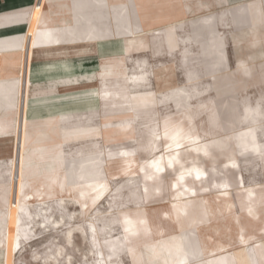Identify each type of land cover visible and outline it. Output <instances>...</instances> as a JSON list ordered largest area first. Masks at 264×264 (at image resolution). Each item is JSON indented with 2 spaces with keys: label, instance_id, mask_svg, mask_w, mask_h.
<instances>
[{
  "label": "rangeland",
  "instance_id": "374dc122",
  "mask_svg": "<svg viewBox=\"0 0 264 264\" xmlns=\"http://www.w3.org/2000/svg\"><path fill=\"white\" fill-rule=\"evenodd\" d=\"M76 1L85 4L86 9L82 14L89 16L95 9L92 6L100 0ZM165 2L168 5L163 8V0H150L138 10L135 0H129L130 11L113 14L115 27H136L142 21L151 45L127 59L128 73L132 75L140 65L139 70H145V76L149 79L148 84L138 85V89L156 93L159 100L156 111L143 112L133 120L132 129L121 125L126 122L123 118L130 117L129 114H122L123 109L108 111L103 107L99 94L88 96V92L85 93L90 89L99 93L102 89L98 74L103 68L102 58L124 52L125 39L119 33L115 37L97 39L91 51L98 46V55L87 58L86 55L74 54L76 82L73 83V91L42 97L40 106L25 113L26 127L20 110L8 131V126L2 121V116L7 113L0 112V123L5 127L1 134L5 132L11 135L22 128L27 134L25 147L19 148L11 161L10 173L6 167L13 153V141L7 139L0 142V180L7 179L11 183L13 179L14 183L19 177L15 170L19 169L22 171L24 194L31 195L29 200H25L28 210L22 212L19 230H14L11 219L7 223V200L0 204V214L4 215L0 226L3 264L135 263L133 260L131 263L128 248L132 240L124 236L123 223L130 217L145 215L149 216L154 238L138 247L140 264H164L165 260L168 264H186L172 208V201L176 198L173 193L175 187H172L175 181L178 183L179 199H202L209 206V216L202 218L211 223L198 228L200 236L215 231H219V237L241 233L239 240L234 239L227 248L241 247L248 242L251 245L264 243V47L252 48L249 32L242 31L244 25L219 22V8L186 12V8H176L173 0ZM46 4L47 0L42 6L46 15L68 18L58 4L51 8ZM100 12L96 11L98 19L102 21L105 14ZM211 12L216 22L214 28L209 30L204 21L197 18ZM163 17H169V20H162ZM182 20L183 23L178 26L180 45L171 51L169 43L163 40L168 32L164 27ZM107 24L113 25L111 20ZM32 25L31 22L29 33L32 32ZM153 29H159L155 36ZM239 37L244 40L242 45L236 44ZM142 39L144 41L145 38ZM30 44L31 39L27 40L25 59L23 57V64L27 67L33 61ZM251 49L259 52L255 51L249 56ZM247 55L261 77L254 78L249 84L245 80H235L238 90L234 97L235 111L231 112L227 106L226 111L221 110L218 100L224 99L226 94L221 98L218 91L224 90L226 83L215 80L213 75L242 70L240 58ZM3 57L0 56V77ZM34 59L37 64L44 62L39 61L37 55ZM123 70L122 74L113 75L126 76ZM31 80L30 90L38 82H50L36 79V76L32 79L28 75L20 81V85L17 81H10V87H20V94L0 95V110L8 104L15 108L19 102L17 98L28 102L27 89ZM3 83V86L8 84L7 81ZM92 83L94 88L82 87ZM185 91L195 112L186 110L179 102ZM250 105H253V110L249 108ZM216 107L219 120L215 125L213 117ZM94 111H98L97 114L83 123L97 125L102 117L110 115L107 119L110 122L103 124L109 130L99 137L96 134L82 138L81 133L97 128L77 129L74 131L79 134L67 142V131L61 127L56 115ZM190 111L203 134L202 139L216 137L194 143L188 137L187 113ZM41 117L45 119L40 139L39 126L33 119ZM178 118H182L181 125L186 137L177 147V153L172 154L171 147L166 148L162 144L151 153L145 151V144L154 137V130L162 128L165 121L168 123ZM52 122L56 124L55 127H50ZM229 123L234 128L227 132L223 127ZM162 149L168 151L166 157L154 159L163 153ZM126 151H133L134 160L131 162L122 160ZM94 153H100L105 158L102 169L85 172L78 167L84 156ZM71 163L73 169L70 168ZM157 164L163 166L159 168ZM13 166L15 170L12 175ZM226 178L228 183L225 185ZM248 189L253 193L251 196L245 191ZM142 232L141 228L139 233ZM190 236L189 244L193 242L194 234L190 233ZM219 239L208 237L203 242L206 255V248L216 241H222Z\"/></svg>",
  "mask_w": 264,
  "mask_h": 264
},
{
  "label": "crops",
  "instance_id": "0c3cea01",
  "mask_svg": "<svg viewBox=\"0 0 264 264\" xmlns=\"http://www.w3.org/2000/svg\"><path fill=\"white\" fill-rule=\"evenodd\" d=\"M164 1L165 0H163L162 4L163 8L168 5V3H164ZM173 1H175L177 4L176 8H186V12H190L191 10L195 9L203 11L205 9L219 8V11L217 12V16L220 17L219 22H233L244 25L245 27H242V31L249 32V41L250 44H252V48L255 46L258 48L261 46L264 47V0ZM54 2L52 3V0H47L46 7L49 6L51 8L58 4V8H61L63 9V12H66L65 15L68 17V20L62 16L50 17L44 13V10L36 26L34 33L35 38L33 37L34 39L31 47L33 61L29 77L33 79V77L36 76V79L50 80V82H38L35 88L30 90V86L32 84L31 80L27 89L28 111L31 108L34 109L35 107L40 106L41 103L39 100H41L42 97L56 96L58 93H62V91L72 92L74 89L73 83L76 82L74 81L76 80L74 74L75 66L73 63L74 54L86 55L87 58L89 55H98V46L97 49L95 48L96 50L91 51L92 45L97 41V39H103L107 36L115 37L118 33L123 35L125 39L124 52L117 56L102 58L103 68L101 72L98 73L102 82V89L99 93H97L95 89L86 90L85 93L88 92V96H95L99 94V96L102 98L103 107L108 111L123 109L124 112L122 114H129L130 117L123 118L126 122H123L121 125H125V127H131V129L133 128V120L141 113L150 110L156 111V105L159 101L157 94L152 91H143L138 89V85L148 84L147 80L149 79L147 76H145V70H139V65L137 68L138 70L134 71L132 75L130 72L128 73L126 71L129 66L127 59H129L135 52L143 51L151 46L148 42L150 39H148L149 36L145 31L144 25L141 21L136 27H126L121 25L120 28L118 26L115 27V23L113 21V14H117L119 12L122 13L123 11H130V8L128 7L129 0H100L99 3H95L92 6V9H95L91 12V14H89V16L82 14V12H84L86 9V6L81 1L74 0L75 6H73L72 0H57L56 3ZM149 2L150 0H135L136 8L141 10L145 3L148 4ZM44 3L45 0H0V56H4V59L2 60V77H0V95L10 96L20 94V87H10L9 83L10 81L14 80L20 85V81L26 79V75L21 73L26 37L29 32L34 11L42 10ZM203 4H207V6ZM74 11L75 14H73ZM96 11H101L100 13L105 14V17L104 19L102 18V21L98 19ZM110 20L112 24L114 23L112 26H108L107 24V22ZM162 20H169V17H163ZM193 20L195 19H192V21ZM197 20L204 21V24L208 26L209 30L214 28L216 22L213 12L209 13V15L202 14L197 18ZM183 21L184 20L180 21L179 23H170L164 27L166 30H168V32L165 34L163 40L169 43L171 51L180 45L178 39V26L182 24ZM246 26H248V30ZM157 30L159 29L152 30L154 32L152 33L153 36L156 35L155 32ZM234 35L239 36L240 34L235 33ZM142 38H145L144 41ZM243 41L244 40H242V38L240 39L239 37L238 40L236 39V44L242 45L244 43ZM255 51L251 49L250 53H248L249 56L252 53H255ZM36 55L38 56L39 61L41 60L44 62L37 64L34 59ZM14 57H17V60H14ZM240 63L243 64L241 66L242 70H233L231 72H227L226 74L213 75L215 80L225 81L226 83V85H224V90L219 89L218 91V93L221 95V98L223 97V94H226L224 99L222 98V100H218V103H221V110L226 111L228 107V110L231 112L235 111L234 106L236 104L234 97L238 93L235 80H245L247 84H249L254 78H257L258 76L261 77L259 70L255 71V65L248 55L241 56ZM122 70L126 71V76L116 77L113 75L115 73L122 74ZM196 79L197 78H194L193 80ZM262 79H264V75H262ZM6 81L8 84L3 86V82ZM82 87L94 88L95 86L92 83L90 85H82ZM32 97L34 98L33 100L31 99ZM39 97L40 99H38ZM187 97L188 93L185 91L184 97L179 99V102L186 107V110H192V104L189 102ZM249 108L253 110V105ZM192 111L195 112L194 109ZM0 112L7 113L2 116V121L6 124V126H8L7 129L10 131V126L13 125L15 120L14 106L8 104L5 108L1 109ZM97 112L98 111L80 114H57L56 116L59 118L61 127L65 128L67 131L65 136V138L68 139L67 142L79 134L74 131L77 129H85L90 127L97 128V130L94 131L81 133L80 135L82 138L96 134H98L99 137L104 133V131L109 130V127L105 128L103 124L106 125L110 122V120H107L111 117L110 115L102 117L100 119V124L97 125H86V123H83L86 122V120L90 117L96 115ZM193 112L190 111V113H187V118L189 120L187 121V125L190 132L188 137L191 138L194 143L216 137L212 136L207 139H202L203 134L192 119ZM217 113L218 107H216L215 115L213 117V123L215 125L218 124L219 120ZM45 117L33 119L35 124L37 123L39 126L38 133L40 139L42 138L41 134L43 132L42 127L44 125L43 120ZM181 121L182 118L169 121L168 123L165 121L162 128L159 127L158 129H155L153 132L154 137H151L150 140L145 144V151L151 153L158 149L162 144L166 145V148L171 147V150L173 151L172 154H176L177 152L175 151L177 147L182 144L183 137H186V131L181 125ZM55 126L56 124H54V122H52L50 125V127ZM223 128L228 132L233 130L234 125L229 123ZM1 135L4 137L3 141L7 139H11L13 141V137L10 136L9 133L5 134L4 132ZM163 135L166 136V139ZM158 137H160V141L158 140ZM14 143L15 142L13 141V152L15 146ZM138 144L140 145L141 143L138 141ZM164 150L165 149H162L161 151H163V153L154 157V159L165 158L168 151L164 152ZM129 152L130 151L125 152L126 154L123 155L122 160H127L128 162L134 160V156L131 154L133 151L130 153ZM13 155L14 154L12 153V156L9 158L10 163L8 164V167H6L9 173ZM104 161L105 158L102 157L100 153H94V155L84 156L81 162L78 164V167L85 172L102 169L104 167ZM72 166L74 167L72 164L70 168L73 169ZM227 183L228 182L226 178L225 185ZM8 187H10L9 180H0V204L4 203V200L8 197ZM172 187H175L173 193L174 197H176L172 201V208L175 212L174 216L177 219L176 231L179 234L182 243L183 254L185 260L187 261L186 264H264V243L257 242L255 245H251L248 242L241 247L227 248L228 245H232L234 239L238 241L242 234L231 233L227 236L219 237V231H215L210 232L205 236H200L198 233V228H202L211 223L209 222L210 220L206 222L202 218L203 216H209V206L207 205V202L202 199H179V193L176 189V187H178V183L176 181L173 182ZM245 191L249 196L253 194L249 189ZM198 210L200 212H198ZM123 225L125 229L122 231L123 234L125 233L124 236H129V238L132 240L128 248V252L132 257L131 263L133 260L135 263L132 264H140V254L138 252V247L149 243L150 240L154 238V230L152 228L151 222L149 221V216L145 215L141 217H130L129 220L124 221ZM141 228L143 229V232L139 233ZM190 233L194 234V238H192L193 242H191V244L188 242V239H191ZM208 237L215 240L220 238L222 241H216L210 244L209 247L206 248V253L208 254L206 255L204 253L202 244L203 242H206ZM147 252L148 250H146V256L148 255ZM168 263L169 262L165 260L164 264ZM0 264H3V252L1 247Z\"/></svg>",
  "mask_w": 264,
  "mask_h": 264
},
{
  "label": "bare ground",
  "instance_id": "6f19581e",
  "mask_svg": "<svg viewBox=\"0 0 264 264\" xmlns=\"http://www.w3.org/2000/svg\"><path fill=\"white\" fill-rule=\"evenodd\" d=\"M42 13H43V10H39V11H34L33 13V16H32V20L31 22L33 23L32 27H31V30L32 32L27 34V37H26V42H25V48H26V43H27V40L31 39V46H32V42H33V39L35 38L34 37V33H35V30H36V26L42 16ZM47 30V29H46ZM40 32V31H38ZM37 34V33H36ZM39 35V34H38ZM36 36V35H35ZM34 37V38H33ZM44 42V41H42ZM46 44V43H45ZM52 45V44H51ZM24 48V56H25V49ZM11 50V49H10ZM22 50V49H21ZM44 50V49H42ZM48 50V49H46ZM45 51V50H44ZM53 51V50H52ZM51 51V52H52ZM58 52V51H57ZM53 54V53H52ZM23 56V57H24ZM25 59V57H24ZM23 59V60H24ZM57 59V58H56ZM30 71H31V66L27 67L23 64L22 62V67H21V73H24L25 75H28L30 76ZM24 77V76H23ZM145 77V76H144ZM17 79V78H16ZM11 80V79H10ZM11 90V89H10ZM19 100L18 104L15 106V114L16 116H18L19 114V111L21 110L22 112V117H23V121L25 123V127H26V124H27V116H25L28 111V106H27V102L26 101H23L21 100V98H17ZM1 104V103H0ZM2 106V104L0 105ZM4 107V106H3ZM2 109V108H1ZM26 113V114H25ZM20 123V122H19ZM19 125V124H18ZM24 125V124H23ZM18 127V126H17ZM4 126H2V123H0V142L3 141V136L1 135L2 133V130H4ZM10 136L13 137V141L15 142L14 143V152H13V158L15 157L16 155V152L19 148L23 149L25 147V144H26V130L25 128L21 129L20 132H15L14 134H11ZM18 159V158H17ZM13 160V159H12ZM161 160V159H160ZM17 163V162H16ZM161 166H163V164H157V167L161 168ZM19 167V166H18ZM14 166L12 167V175L14 174ZM22 171H19V169L15 170V173L19 176L17 177V179L14 181L13 183V179H11V183H10V188H9V193H8V197L6 198V209H7V212H6V218H7V223L10 222V219L12 221V223L14 224V230L15 228L17 230L20 229L21 227V215H22V212H24L25 210H28L27 209V206L25 204V200H29L31 198V195L29 194H24V191H23V187H22ZM20 174V175H19ZM5 201V200H4ZM86 207V206H85ZM5 209V208H4ZM28 213V212H27ZM3 216L2 214H0V226L1 224H3ZM11 230V229H10ZM16 230V231H17ZM11 234V232H9ZM7 239V238H6Z\"/></svg>",
  "mask_w": 264,
  "mask_h": 264
}]
</instances>
